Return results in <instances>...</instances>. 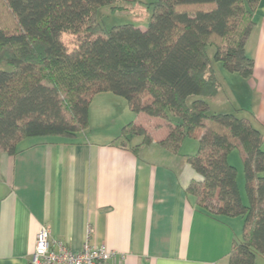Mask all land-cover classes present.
<instances>
[{"label": "trees", "instance_id": "1", "mask_svg": "<svg viewBox=\"0 0 264 264\" xmlns=\"http://www.w3.org/2000/svg\"><path fill=\"white\" fill-rule=\"evenodd\" d=\"M140 0H0L11 25L0 24V151L20 152L27 139H73L90 123L94 97L109 93L124 99L134 114L165 120L168 136L158 143L179 156L187 139L198 153L186 156L200 176L186 192L198 209L219 219L243 218V237L229 264H259L264 259V134L252 121L211 113L208 99L222 89L213 61L249 78L254 61L246 55L260 0H158L146 29L126 24L106 30L99 9H126ZM127 10V9H126ZM65 35L78 38L70 48ZM215 47L213 61L208 48ZM3 66V68H1ZM198 99L190 102V99ZM137 155L154 143L142 125L127 124L117 140ZM241 157L247 202L238 187Z\"/></svg>", "mask_w": 264, "mask_h": 264}, {"label": "crops", "instance_id": "2", "mask_svg": "<svg viewBox=\"0 0 264 264\" xmlns=\"http://www.w3.org/2000/svg\"><path fill=\"white\" fill-rule=\"evenodd\" d=\"M253 22L245 46L253 75L224 70L218 96L224 92L222 107L225 101L235 104L264 134V0ZM107 95L94 97L89 123L108 122L116 133L106 140L84 139L85 131L73 139H27L16 155L0 151V264H31L44 227L73 252L86 244L107 247L114 252L110 264H229L234 243L243 237V218L215 219L186 192L201 179L186 158L198 153V141L192 153L182 151L187 140L179 156L166 152L158 143L168 136V123L134 114L127 104L122 114L133 115L129 123L144 126L154 139L137 155L132 148L143 138L121 146L117 138L129 123L118 117L112 106L117 102ZM238 168L246 203L244 170Z\"/></svg>", "mask_w": 264, "mask_h": 264}, {"label": "rangeland", "instance_id": "3", "mask_svg": "<svg viewBox=\"0 0 264 264\" xmlns=\"http://www.w3.org/2000/svg\"><path fill=\"white\" fill-rule=\"evenodd\" d=\"M158 0H140V2L138 3H121L120 6L125 7L126 9H120V10H112V6H104L102 8L99 9V22L102 25V27L106 30H110L113 27L116 26H120V25H126V24H130V25H134L136 27H140L142 29H146L151 21L152 15H153V9L151 8V4L156 3ZM9 11L5 6H2V10H1V14H0V24L1 25H6L7 22H9L8 25H11L13 22L9 21V19H12L9 15H8ZM65 42L66 44L70 47L73 48L76 43L78 38L76 36L73 35H65L64 36ZM208 55L210 56V58L213 61L214 58V54L216 52L215 47H209L208 48ZM213 65H214V69L216 70L217 76L219 78L220 81H223L224 84L225 82V76L224 75V68L222 66V63H218L213 61ZM3 68V66L1 67ZM223 72V73H222ZM227 80V79H226ZM225 93L222 92L220 93V95L216 98V99H208V103L210 105V112L213 113H222V114H235V107L236 105L233 103H230L229 101H225V105H223L224 107H222V105L219 103V100L221 99H225L224 97ZM109 97L107 98H111L112 100H116L117 103L115 104H108V105H112L114 109L118 110V117L123 119L125 122L129 123V121H131V119L133 118V115H125L122 114V108H124V106H126V108H128V103L120 98V97H116L115 95L109 94L107 95ZM198 99L197 97H193L190 99V102L194 101ZM95 106H98L99 101H97V103H95ZM94 106V108H95ZM128 114H130L128 112ZM240 117L244 116L242 114H238ZM117 116V115H116ZM108 121V120H107ZM110 125H108V122L105 124L104 122L98 121L95 118H93L92 120V124L89 125L88 130L85 133H82L84 139H87L89 141H93L95 139H101L102 141L106 140V138L108 137L109 133H116L114 131H110ZM108 129V130H107ZM195 142L192 139H187V143L185 145L184 150H181L186 152V151H191L190 153H192V151H194V147L192 149V146L194 145ZM230 163L233 165H236L237 168L241 167L243 168V163L241 160V157L239 156V153L237 150H234L231 152L230 154ZM238 168V169H239ZM242 178H243V170H242ZM244 197H245V193H244ZM258 263L259 264H264V259L262 257L258 258Z\"/></svg>", "mask_w": 264, "mask_h": 264}, {"label": "built area", "instance_id": "4", "mask_svg": "<svg viewBox=\"0 0 264 264\" xmlns=\"http://www.w3.org/2000/svg\"><path fill=\"white\" fill-rule=\"evenodd\" d=\"M114 252L107 247L85 245L81 252H73L60 241L52 240L46 227L39 232L31 264H110Z\"/></svg>", "mask_w": 264, "mask_h": 264}]
</instances>
